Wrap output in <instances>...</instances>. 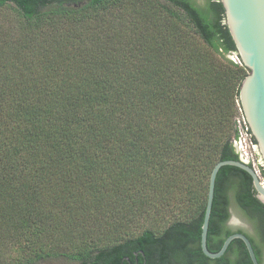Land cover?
I'll list each match as a JSON object with an SVG mask.
<instances>
[{"label": "trees", "instance_id": "16d2710c", "mask_svg": "<svg viewBox=\"0 0 264 264\" xmlns=\"http://www.w3.org/2000/svg\"><path fill=\"white\" fill-rule=\"evenodd\" d=\"M224 18L220 0H0V264H251L238 239L200 248L210 172L240 160ZM234 233L264 264V205L223 166L207 249Z\"/></svg>", "mask_w": 264, "mask_h": 264}, {"label": "water", "instance_id": "95a60500", "mask_svg": "<svg viewBox=\"0 0 264 264\" xmlns=\"http://www.w3.org/2000/svg\"><path fill=\"white\" fill-rule=\"evenodd\" d=\"M224 9V23L235 44L240 62L247 74L239 86L238 103L240 111L256 142L257 150L264 164V0H220ZM223 166L236 167L246 172L252 180L256 199L264 205V183L260 182L252 168L243 161L224 160L217 162L209 176L208 192L200 233V248L209 259L221 257L232 240H241L251 264H258L252 246L242 233L228 236L217 252H210L206 246L208 223L211 213L215 179ZM236 223L230 218L228 224ZM142 254V252H141Z\"/></svg>", "mask_w": 264, "mask_h": 264}, {"label": "built area", "instance_id": "2783aa9c", "mask_svg": "<svg viewBox=\"0 0 264 264\" xmlns=\"http://www.w3.org/2000/svg\"><path fill=\"white\" fill-rule=\"evenodd\" d=\"M235 126L237 129V138L233 140V144L236 152L239 155L240 160L250 166L260 182L263 183L264 164L259 157L257 145L253 142V136L241 111L235 118Z\"/></svg>", "mask_w": 264, "mask_h": 264}, {"label": "rangeland", "instance_id": "374dc122", "mask_svg": "<svg viewBox=\"0 0 264 264\" xmlns=\"http://www.w3.org/2000/svg\"><path fill=\"white\" fill-rule=\"evenodd\" d=\"M230 58L234 59V57H230ZM259 157H260V155H259ZM263 183H264V180H263ZM230 212H231V218H234L236 220V223H234L231 226L232 227H240V228H243L244 230H246L247 232H249L250 231V225L248 224V222L243 220L238 215V213L236 212V210L233 207H231ZM19 254H20V251L17 250V249H14L13 251L12 250L10 251V256L12 258L17 257V255H19ZM68 263H70V261H68V260H66L64 258H61V259H51V260H47V261H43V262H39V263H35V264H68Z\"/></svg>", "mask_w": 264, "mask_h": 264}]
</instances>
